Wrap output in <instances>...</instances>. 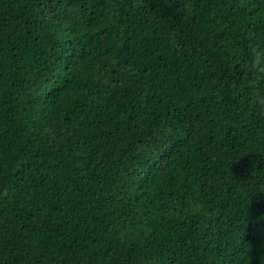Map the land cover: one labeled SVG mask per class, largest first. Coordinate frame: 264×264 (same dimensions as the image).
Segmentation results:
<instances>
[{
  "label": "trees",
  "instance_id": "1",
  "mask_svg": "<svg viewBox=\"0 0 264 264\" xmlns=\"http://www.w3.org/2000/svg\"><path fill=\"white\" fill-rule=\"evenodd\" d=\"M262 66L264 0H0V264H264Z\"/></svg>",
  "mask_w": 264,
  "mask_h": 264
},
{
  "label": "clouds",
  "instance_id": "2",
  "mask_svg": "<svg viewBox=\"0 0 264 264\" xmlns=\"http://www.w3.org/2000/svg\"><path fill=\"white\" fill-rule=\"evenodd\" d=\"M256 57H258V56H256ZM256 63H257V61H256V59H254V60H253V66H255ZM260 71H264V66H262V67L260 68ZM262 103H264V101H262Z\"/></svg>",
  "mask_w": 264,
  "mask_h": 264
}]
</instances>
